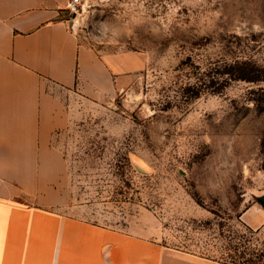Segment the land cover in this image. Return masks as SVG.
<instances>
[{"label":"rangeland","instance_id":"rangeland-1","mask_svg":"<svg viewBox=\"0 0 264 264\" xmlns=\"http://www.w3.org/2000/svg\"><path fill=\"white\" fill-rule=\"evenodd\" d=\"M77 5L64 15L81 43L100 55L137 52L145 64L103 100L67 95L55 199L47 190L49 200L22 199L64 216L60 236L76 252L95 249L83 224L214 262L264 264V223L243 218L253 204L264 209V0Z\"/></svg>","mask_w":264,"mask_h":264},{"label":"crops","instance_id":"crops-1","mask_svg":"<svg viewBox=\"0 0 264 264\" xmlns=\"http://www.w3.org/2000/svg\"><path fill=\"white\" fill-rule=\"evenodd\" d=\"M69 1L0 0V264H74L81 256L76 264H226L83 224L79 232L87 230L95 249L76 252L75 242L61 239L64 216L22 199L57 193L65 159L54 136L68 123L67 95L103 100L145 64L137 52L100 55L81 43L64 15ZM243 218L258 227L264 209L253 204ZM45 230L48 242L38 239Z\"/></svg>","mask_w":264,"mask_h":264},{"label":"built area","instance_id":"built-area-1","mask_svg":"<svg viewBox=\"0 0 264 264\" xmlns=\"http://www.w3.org/2000/svg\"><path fill=\"white\" fill-rule=\"evenodd\" d=\"M78 1L79 0H70L69 3H68V8L71 10V11H77L78 10Z\"/></svg>","mask_w":264,"mask_h":264},{"label":"water","instance_id":"water-1","mask_svg":"<svg viewBox=\"0 0 264 264\" xmlns=\"http://www.w3.org/2000/svg\"><path fill=\"white\" fill-rule=\"evenodd\" d=\"M259 199L262 203H264V194L259 195Z\"/></svg>","mask_w":264,"mask_h":264},{"label":"trees","instance_id":"trees-1","mask_svg":"<svg viewBox=\"0 0 264 264\" xmlns=\"http://www.w3.org/2000/svg\"><path fill=\"white\" fill-rule=\"evenodd\" d=\"M248 229L250 230V232L255 233V230H253L252 228L248 227Z\"/></svg>","mask_w":264,"mask_h":264}]
</instances>
